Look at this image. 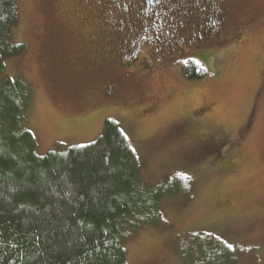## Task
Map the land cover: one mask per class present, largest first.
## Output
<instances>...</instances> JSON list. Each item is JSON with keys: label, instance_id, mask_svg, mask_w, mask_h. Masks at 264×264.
Instances as JSON below:
<instances>
[{"label": "rangeland", "instance_id": "obj_1", "mask_svg": "<svg viewBox=\"0 0 264 264\" xmlns=\"http://www.w3.org/2000/svg\"><path fill=\"white\" fill-rule=\"evenodd\" d=\"M145 3L16 0L11 36L26 50L1 75L32 89L36 154L90 145L112 120L142 182L181 189L162 200L163 227L123 244L126 264H179L177 249L202 233L238 264H264V0H227L224 48L202 52L192 79L145 30Z\"/></svg>", "mask_w": 264, "mask_h": 264}, {"label": "trees", "instance_id": "obj_2", "mask_svg": "<svg viewBox=\"0 0 264 264\" xmlns=\"http://www.w3.org/2000/svg\"><path fill=\"white\" fill-rule=\"evenodd\" d=\"M16 0H0V264H126L123 244L141 229L163 227L161 204L181 189L142 182L118 124L106 120L90 145L36 154L25 124L33 100L21 77L1 75L25 53L11 31ZM186 77L201 78L189 64ZM179 264H238L217 237L202 233L177 249Z\"/></svg>", "mask_w": 264, "mask_h": 264}, {"label": "flooded vegetation", "instance_id": "obj_3", "mask_svg": "<svg viewBox=\"0 0 264 264\" xmlns=\"http://www.w3.org/2000/svg\"><path fill=\"white\" fill-rule=\"evenodd\" d=\"M179 3V8L173 10L169 0H146L145 30L156 33L151 38H155L163 56L173 62H184V70L197 61L206 65L202 52L213 54L224 48L221 29L228 14L227 0H179Z\"/></svg>", "mask_w": 264, "mask_h": 264}, {"label": "snow or ice", "instance_id": "obj_4", "mask_svg": "<svg viewBox=\"0 0 264 264\" xmlns=\"http://www.w3.org/2000/svg\"><path fill=\"white\" fill-rule=\"evenodd\" d=\"M229 248H231L232 246L231 245H228Z\"/></svg>", "mask_w": 264, "mask_h": 264}]
</instances>
